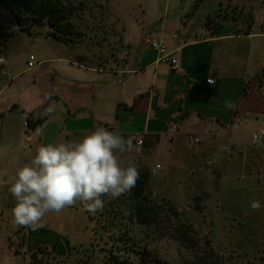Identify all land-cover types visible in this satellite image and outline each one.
Here are the masks:
<instances>
[{"label":"crops","instance_id":"0c3cea01","mask_svg":"<svg viewBox=\"0 0 264 264\" xmlns=\"http://www.w3.org/2000/svg\"><path fill=\"white\" fill-rule=\"evenodd\" d=\"M142 1L145 9L112 1L116 39L101 38L103 45L98 38L65 42L31 31L18 32L3 47L0 264H69L90 240L92 222L77 202L49 213L35 231L24 228L19 253L13 252L8 239L18 226L8 189L39 145L79 141L98 127L141 140L134 150L150 169L154 194L177 209L191 206L193 216L206 213L215 237H225L237 215L252 219L248 202L255 199L264 229V138L252 140L264 130V0ZM240 12L251 17L248 24ZM161 35L177 60L175 71L144 46L145 37ZM115 40L116 49L106 47ZM229 100L234 109L225 107ZM50 104L55 111L41 126L24 127ZM196 197L205 210L192 204ZM238 232L248 237L251 231Z\"/></svg>","mask_w":264,"mask_h":264},{"label":"trees","instance_id":"16d2710c","mask_svg":"<svg viewBox=\"0 0 264 264\" xmlns=\"http://www.w3.org/2000/svg\"><path fill=\"white\" fill-rule=\"evenodd\" d=\"M72 6L70 0H0V51L17 32L34 30L63 41L64 36L75 37L77 33L71 31L67 21ZM239 16L249 23L250 16L241 12ZM26 121L28 128L34 129L42 125L44 117L32 114ZM139 163L140 178L130 192L118 198L105 195L102 210L86 211L93 223L90 243L103 242L98 248L103 252L104 264H165L156 261L142 241L145 245L162 241L176 245L181 264H243L237 257L216 253L201 242L194 229L180 221L174 205L163 198L157 200L147 167L143 161ZM133 231L138 235L131 236Z\"/></svg>","mask_w":264,"mask_h":264},{"label":"clouds","instance_id":"9594fccd","mask_svg":"<svg viewBox=\"0 0 264 264\" xmlns=\"http://www.w3.org/2000/svg\"><path fill=\"white\" fill-rule=\"evenodd\" d=\"M225 107L234 109L236 104L229 100ZM54 111L50 104L40 115ZM134 148L131 139L104 127L79 141L39 145L8 189L16 201L11 209L14 224L35 231L44 226L49 213H60L77 202L90 213L102 210V197L118 198L136 186L140 163L122 159Z\"/></svg>","mask_w":264,"mask_h":264},{"label":"rangeland","instance_id":"374dc122","mask_svg":"<svg viewBox=\"0 0 264 264\" xmlns=\"http://www.w3.org/2000/svg\"><path fill=\"white\" fill-rule=\"evenodd\" d=\"M70 1L73 5L72 6L73 11L69 16V18L67 19V21L72 26L71 31L76 32L77 35L75 37H72V34L66 37L64 36L63 39L65 40V42H75V41L78 42L82 40L83 41L90 40L92 38H94V40L98 38L99 41L101 38L102 41L105 38L116 39L117 33L114 32L112 29V21L109 20L110 16L108 14V10L110 9L111 6L113 7V4L115 7L117 6L115 5L116 2L119 5L121 4L133 5L134 3H138L140 5V7L137 6L138 9H145V1L143 2L142 0L140 1L138 0H70ZM36 31H38V29H36ZM39 31L41 32V30ZM48 33H50V30ZM114 42H116V40L112 42L111 41L107 42L106 47H111L113 49H116ZM98 44L103 45L101 41ZM2 49L0 51V55L3 54ZM122 159L125 162H127V160L129 159H133L138 162L143 161V163L145 164L144 160L141 158V154L136 152L135 150L130 153L123 154ZM145 166L147 167L146 164ZM147 170L150 174L149 184L154 192V189L152 187V179H151L152 175L148 167ZM252 193L248 194L247 197H250ZM155 196L157 200L160 199V197H158L157 195ZM198 202L199 199L197 197L192 199V204H195V208H197V211L201 212L202 208L205 210L204 206H202V208L199 207ZM257 202L258 199L248 202V204L252 203L251 206L248 205L249 210L253 212L252 219H249L248 217H244V215H237L232 220L229 219V221L227 222L229 228L224 234L225 237L224 236L215 237L214 234H216L217 232H212V230L210 232V229L211 228L213 229V227L210 228L211 220L208 219L209 216H207L206 213H203L205 214L203 217L193 216L189 214L188 211L189 207L191 206H189L186 209H177V210L180 213V221L182 223L190 225L194 229L200 241L206 243L216 253L237 257L236 259L241 260L243 264H264V247H262V242H264V229H262L261 225H259V220H258V218H260V215L263 213V211L254 207V205ZM218 206H219L217 207L218 212L224 210L223 204L221 202L218 203ZM244 226L247 227L248 231L249 230L251 231L248 237L244 236L243 234L241 236V234L238 232L240 227L242 228ZM24 228L25 227L18 226L17 228L18 232L15 235L9 236L8 245L13 252L19 253L20 245L24 238L23 236ZM135 231L139 232L137 230ZM135 231L131 232V236L138 235ZM16 235H18L17 236L18 242L14 241V237ZM90 240L86 244L74 250L73 252L74 256L72 257L71 260H69V264H104L102 258L103 252L100 251V249L98 248L99 246L103 245V242L102 243L100 242L98 245H91ZM142 243L144 246H146L150 255L156 261L160 260L165 264H181L176 245L166 241H162L159 243H151L148 245H145L144 241H142ZM103 247L107 249L108 246H103ZM34 262L35 261H33V263Z\"/></svg>","mask_w":264,"mask_h":264},{"label":"built area","instance_id":"2783aa9c","mask_svg":"<svg viewBox=\"0 0 264 264\" xmlns=\"http://www.w3.org/2000/svg\"><path fill=\"white\" fill-rule=\"evenodd\" d=\"M165 40L166 37L165 36H157V37H150L147 36L144 38V46L147 47L148 49L154 51L157 55H158V60L160 62H164V63H168L169 67L171 70L175 71L178 69V63L177 60L175 58L170 57V55L167 53L166 51V45H165ZM33 62H34V57L30 56L29 57V63L28 66L32 67L33 66ZM2 64H3V58L0 55V70L2 69ZM206 84L207 85H212L213 84V80L212 79H208L206 80ZM24 127H27V121L25 120L23 122ZM264 138V130H259L256 131L255 133H253L252 135V140L254 143H261V140ZM188 139L194 143H198V139L193 137L192 135H188ZM134 146L139 147L141 146L142 142L141 140L137 139L133 142ZM156 168H158V166H156ZM17 236L16 235L14 237V241H17Z\"/></svg>","mask_w":264,"mask_h":264}]
</instances>
